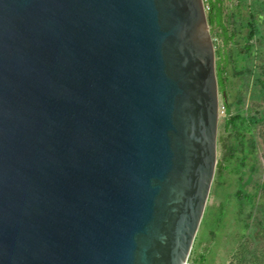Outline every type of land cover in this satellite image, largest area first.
Here are the masks:
<instances>
[{"label": "water", "instance_id": "obj_1", "mask_svg": "<svg viewBox=\"0 0 264 264\" xmlns=\"http://www.w3.org/2000/svg\"><path fill=\"white\" fill-rule=\"evenodd\" d=\"M220 105L204 0H0V264H188Z\"/></svg>", "mask_w": 264, "mask_h": 264}, {"label": "rangeland", "instance_id": "obj_2", "mask_svg": "<svg viewBox=\"0 0 264 264\" xmlns=\"http://www.w3.org/2000/svg\"><path fill=\"white\" fill-rule=\"evenodd\" d=\"M225 5L238 42L229 44L225 93L230 115L241 118L226 126L227 112L220 113L218 160H227L221 173L216 170L188 264H246L244 253H239L242 244L250 252L248 264L264 261V0H227ZM250 24L257 31L252 39L247 38ZM216 31V60L224 64ZM246 42L250 49L245 52ZM223 97L220 89L221 104ZM240 191L252 201L241 198Z\"/></svg>", "mask_w": 264, "mask_h": 264}, {"label": "trees", "instance_id": "obj_3", "mask_svg": "<svg viewBox=\"0 0 264 264\" xmlns=\"http://www.w3.org/2000/svg\"><path fill=\"white\" fill-rule=\"evenodd\" d=\"M226 1L227 0H207L208 4L210 5V9L208 10V19H209V23L211 26V33L213 34V31L217 30L216 33L218 34V36H220L221 42L223 43L221 49L223 50L224 53L221 52V55H224V58L227 59L224 64H222L220 61L217 62V75L219 79V86L222 91L227 90L226 89L227 79L224 75L229 65V62H228L230 58L229 52H231L229 48V44H231V42L232 43L236 42L235 41L236 32L230 31V28H229L230 24L227 21L226 5H225ZM250 25H251V30L248 33L247 38L252 39L253 37L256 36L257 31L253 24H250ZM213 37H214V34H213ZM214 42L216 45L217 44L216 40ZM236 44L238 45V42H236ZM242 49L243 51L246 52V50L250 49V43L246 42V44L242 47ZM262 85L264 87V81H262ZM222 104L224 105V110L227 112L226 126H229L231 124H236L237 120L240 119L241 117L239 115H230L231 109H230V101H229L228 95L227 97L226 96L223 97ZM230 149L232 150V147H230ZM227 157H230V156L228 155L225 158ZM225 160L223 159L218 160L217 169H216L218 173H221L222 170H224ZM239 196L245 199L249 198L250 201H252V199L250 198V195L246 193L243 194L242 191H240ZM247 251L249 252L248 248L246 247V244H242L241 249L239 250V253H244L243 255L246 258L245 260L246 264L250 262V258H247V254H246ZM253 261H254L253 264H264V261L262 259L261 260L255 259Z\"/></svg>", "mask_w": 264, "mask_h": 264}, {"label": "built area", "instance_id": "obj_4", "mask_svg": "<svg viewBox=\"0 0 264 264\" xmlns=\"http://www.w3.org/2000/svg\"><path fill=\"white\" fill-rule=\"evenodd\" d=\"M204 1H205L206 10L208 12V10L210 9V5L208 4L207 0H204ZM221 112H224V105L223 104L220 105V113Z\"/></svg>", "mask_w": 264, "mask_h": 264}]
</instances>
